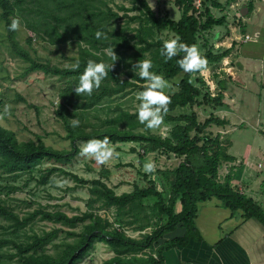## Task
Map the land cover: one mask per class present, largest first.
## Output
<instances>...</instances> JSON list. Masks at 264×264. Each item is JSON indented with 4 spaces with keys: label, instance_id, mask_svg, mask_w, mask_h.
Instances as JSON below:
<instances>
[{
    "label": "trees",
    "instance_id": "obj_1",
    "mask_svg": "<svg viewBox=\"0 0 264 264\" xmlns=\"http://www.w3.org/2000/svg\"><path fill=\"white\" fill-rule=\"evenodd\" d=\"M114 1L0 0V21L9 50L27 62L26 73L40 71L63 81L55 115L70 142V149L62 150L47 146L40 137L19 142L13 132L0 126V170L14 177H32L36 168L51 162L52 165L39 175L38 184H49L50 176L58 173L70 177L79 186H86L89 193L87 210L73 216L39 207L19 217L0 201V218L10 222L9 226L15 232L35 220L71 230L66 234L73 240L56 246L57 251L53 255L46 253L44 246L52 242L61 229L44 231L41 235L33 233L20 243L0 239V249L12 245L15 253L9 258H17L18 264H77L96 242L106 245L113 255L101 264H165V252L185 247L190 241H201L195 227L198 204L211 199L218 200L221 207L232 215L240 212L243 221L255 219L264 226V208L232 186L231 172L222 181L218 178L221 166L234 161L229 154L232 143L209 129L225 128L230 122L213 114L200 121L194 110L195 107H222L223 89L216 97H211L208 91L203 93L201 83L197 86L191 81L192 76L200 72L187 73L179 68L177 61L183 53L170 60L160 55L163 40L158 35L167 31L188 45L196 44L199 50L204 51L202 55L207 65L220 62L229 50L214 53L205 40L206 34L226 22L224 15L216 18L211 11L220 5L204 3L197 8V0H173L172 4L181 12L180 19L173 21L168 15H157L147 0H123L130 7L116 6V12L109 7ZM132 12L135 14H128ZM14 17L19 18L26 30L52 46L75 42L77 55L71 61L73 64L78 60L79 68L73 70L71 65L59 67L33 60L18 45L17 32L7 30L6 26ZM124 19L123 27L113 26ZM98 30L107 38L97 39L95 33ZM128 32L132 34L128 35ZM109 48H114L117 56L114 63L108 53ZM140 59L151 60L153 67L150 71L162 75L167 82L180 77L177 83H173L176 91L165 93L170 97V103L168 111L162 113L163 123L174 124L168 138L151 134L137 120L136 113L131 114L119 107L114 108L117 111L115 117L102 122L107 124L104 129H100L101 123H91L87 118L89 111L95 110L102 102L125 98L133 90H143L145 81L135 74L136 70L132 71V66ZM88 60L106 65L113 63V67L99 89L91 95L78 96L73 88L78 84L79 75ZM198 79L196 81H200ZM179 108H187L191 112L170 115ZM73 119L79 121L75 127ZM139 127H144L145 131H138ZM105 136L112 143H138L142 148L140 158L157 153L177 160L174 168L157 170L162 190L158 189L155 180L143 174V185H134L132 191L116 194L101 179L88 181L62 168L80 153L77 141L85 144L89 139ZM109 209L114 210L112 220L98 213ZM77 227L80 230L74 231ZM127 230L140 235L138 238L130 237ZM0 264L6 263L0 261Z\"/></svg>",
    "mask_w": 264,
    "mask_h": 264
},
{
    "label": "rangeland",
    "instance_id": "obj_2",
    "mask_svg": "<svg viewBox=\"0 0 264 264\" xmlns=\"http://www.w3.org/2000/svg\"><path fill=\"white\" fill-rule=\"evenodd\" d=\"M173 0H147L153 11L164 17L168 15L169 19L178 21L181 17L180 10L172 4ZM221 1V2H219ZM230 0H197L196 4L201 5L206 3L210 5L212 2L227 4ZM251 0H241L239 8L244 9L249 7ZM124 5L130 7V4L123 0H115L114 4H109L113 11H117L116 6ZM214 8H211L213 15L218 18L220 15L216 13ZM219 9V8H216ZM222 10V9H221ZM223 11V10H222ZM221 11V12H222ZM234 13V11H233ZM238 11L233 15V24H237L238 33L243 31L245 34L252 36L254 28L246 25L243 27V22L237 21ZM122 14V13H120ZM129 15L135 12L128 13ZM236 14V15H235ZM124 20H119L113 24L114 27H123ZM133 26V25H132ZM245 29V30H244ZM16 40L18 45L28 52L29 56L39 63H50L59 67H68L72 65L71 58L77 55L78 46L75 42H68L59 46H52L45 40H42L30 31L26 30L21 24V27L16 31ZM132 34L128 32V35ZM205 40L208 42L212 39L213 34L208 33ZM163 41L175 38L171 32H161L158 35ZM28 39H31L28 42ZM242 41V40H241ZM264 46V45H263ZM214 53H219L222 49H214ZM221 47V46H220ZM242 50L253 52H262V45L256 42H243ZM130 53V52H129ZM204 51H201V54ZM28 64L17 55L13 54L8 47L3 24L0 21V126L14 133L15 138L19 142H27L40 137L44 143L54 149H70L69 140L65 138L66 132L55 115V109L58 102V92L63 85V81L56 77L45 75L40 71L26 73ZM214 66H211L213 69ZM212 71V70H211ZM218 77V76H217ZM210 75L197 74L193 75L191 81L199 86L201 83L203 93H210L212 86L208 85L214 82L218 83L219 79ZM199 78V79H198ZM180 77L168 82V87L163 89L165 93H173L176 87L173 83H177ZM196 79L200 81H196ZM200 82V83H199ZM228 92V103L231 106L228 108H211V107H195L194 110L198 114L200 121L206 119L209 115L226 118L231 125L225 128L211 127L209 129L213 134H219L221 138H228L232 147L231 154L238 157L241 161L244 153L248 149L253 152L251 165L256 169L258 163L264 165V116L258 118H249L246 113L251 110V97L244 92H233V87ZM140 90H133L125 98H114L102 102L95 110L89 111L87 118L91 123L100 124V129L107 127V124H102L106 118H113L117 114L114 111L115 107L127 111L131 114L136 113V108L139 101L136 99L135 93ZM219 93L217 88L212 92L211 97H216ZM242 97L240 98L239 97ZM251 95V94H250ZM225 96L223 95V98ZM239 97V98H237ZM239 99V100H238ZM242 102V103H241ZM261 107H264V94L261 97ZM242 104V105H240ZM7 107V112L5 108ZM189 109H176L170 115L178 116L182 114H190ZM262 114L264 111L262 109ZM174 124H165L148 129L151 134L160 135L168 138V132ZM121 128V126H120ZM138 131H145L144 127H139ZM80 153L72 160V162L64 167L65 171L72 173L79 178L85 180L101 179L108 187L112 188L116 194L130 192L134 185H143L142 175H149L151 179L156 181L158 189L161 191L160 182L157 177V170L165 168H174L177 160L168 159L163 154H148L142 155V148L138 143H112L109 146L113 148V156L104 164H97L90 156L81 155V150L84 143L76 142ZM260 149V150H259ZM262 155V156H261ZM147 162H153L155 171L146 173L143 165ZM51 162H45L32 174L21 175L14 177L0 170V201L10 207L19 217H24L28 212H31L39 207H43L48 211H61L68 216L78 215L87 210V201L89 193L87 187L77 185L70 177L62 174H53L50 176V183L40 185L37 183L39 175L44 172L45 168L50 167ZM226 165V164H224ZM223 166V165H222ZM221 166V167H222ZM257 170V169H256ZM264 175V166L262 168ZM100 215L113 219L114 210H100ZM10 222L0 218V239L16 241L17 243L26 241L27 237L33 233L41 235L44 231H51L55 228L61 229V232L49 244L44 246V250L48 254H55L56 246L73 240L66 233L71 231L67 227L57 224L35 220L28 224L24 229L14 231ZM80 227L74 231H79ZM147 230L146 232H148ZM130 237L138 238L139 233L126 231ZM15 250L12 245H7L0 249V261L6 264H18L17 258H9L10 254H14ZM113 255L108 247L101 242H96L93 248L87 255L77 264H101L103 261L111 258Z\"/></svg>",
    "mask_w": 264,
    "mask_h": 264
},
{
    "label": "crops",
    "instance_id": "obj_3",
    "mask_svg": "<svg viewBox=\"0 0 264 264\" xmlns=\"http://www.w3.org/2000/svg\"><path fill=\"white\" fill-rule=\"evenodd\" d=\"M240 2L230 0L227 4L222 3L219 9H213L220 16L224 15L226 22L210 31L213 35L209 46L217 50H229L225 56L229 63L224 64L222 59L217 64L207 65V72L202 75L218 76V83L213 82L211 86L218 91L223 89V108L231 106L227 95L233 87L234 93L244 92L251 97L252 107L246 116L260 119L264 116V107L260 103L264 94V0H251L246 12L238 7ZM233 11L241 15L237 21L243 22V27L252 26L254 33L259 34L255 42L262 45V52L242 50L243 31L238 33L237 24H233ZM211 66H214L213 69ZM252 153L248 149L240 161L229 150L234 161L219 169L218 178L222 181L230 171L232 186L264 208V165L258 163L256 170L251 165ZM195 227L201 241H190L185 247L165 252V264H264V226L257 220L243 221L240 212L232 215L221 207L218 200L211 199L198 204Z\"/></svg>",
    "mask_w": 264,
    "mask_h": 264
},
{
    "label": "clouds",
    "instance_id": "obj_4",
    "mask_svg": "<svg viewBox=\"0 0 264 264\" xmlns=\"http://www.w3.org/2000/svg\"><path fill=\"white\" fill-rule=\"evenodd\" d=\"M6 27L8 31H17L21 27L19 18H12ZM95 36L97 39L107 38L99 30L96 31ZM113 49L109 48L108 53L114 63L117 56ZM179 53H183V56L177 61V64L184 72H200L201 74L207 72V60L196 44L188 45L181 41L179 36L163 41L160 55L165 60H170ZM222 62L228 64V57H224ZM113 63L106 65L103 62L88 60L83 72L79 75L78 84L73 88L74 92L78 96L80 94L91 95L94 90L100 88L102 81L113 67ZM71 67L73 70L79 68V61L74 62ZM152 67L153 63L149 59H140L132 66V71L136 70L135 74H138L146 83L143 90L135 93L136 99L139 101L136 108V118L146 129H154L163 124L162 113L168 111L167 106L170 103V97L163 91L168 87V82L162 75L150 71ZM5 112H7V107ZM78 123L79 121L73 119V127L77 126ZM109 144L110 139L107 136L102 139H89L85 142L81 155L90 156L97 164H104L113 156V148ZM143 169L146 173H152L155 171V165L153 162H147L143 165Z\"/></svg>",
    "mask_w": 264,
    "mask_h": 264
},
{
    "label": "built area",
    "instance_id": "obj_5",
    "mask_svg": "<svg viewBox=\"0 0 264 264\" xmlns=\"http://www.w3.org/2000/svg\"><path fill=\"white\" fill-rule=\"evenodd\" d=\"M200 5H197L196 4V7L198 8ZM259 37V34L258 33H254L252 36H250V35H245L244 37H242V42H250V41H253V42H255L256 41V39ZM208 85H210L211 86V84H208ZM215 89L213 88V87H211V89H210V92H211V96H213L212 95V92L214 91Z\"/></svg>",
    "mask_w": 264,
    "mask_h": 264
}]
</instances>
